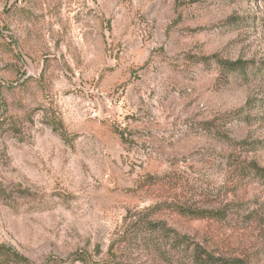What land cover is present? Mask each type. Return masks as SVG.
<instances>
[{"label":"rangeland","instance_id":"rangeland-1","mask_svg":"<svg viewBox=\"0 0 264 264\" xmlns=\"http://www.w3.org/2000/svg\"><path fill=\"white\" fill-rule=\"evenodd\" d=\"M254 168L264 0H0V247L24 264H264Z\"/></svg>","mask_w":264,"mask_h":264},{"label":"trees","instance_id":"trees-1","mask_svg":"<svg viewBox=\"0 0 264 264\" xmlns=\"http://www.w3.org/2000/svg\"><path fill=\"white\" fill-rule=\"evenodd\" d=\"M228 70H235V69H244L245 64L241 62H234V63H225L224 64ZM62 139L65 140L64 134H61ZM254 171L257 173V175L260 174L262 178L264 179V172L254 168ZM184 215H188L190 217H204L205 214L204 212H197V211H186V210H181ZM151 227H155L152 225ZM180 240H178L177 237H175L174 242L175 244H179ZM26 263L23 258H21L17 253H15L12 249L6 248V247H0V264H24Z\"/></svg>","mask_w":264,"mask_h":264}]
</instances>
